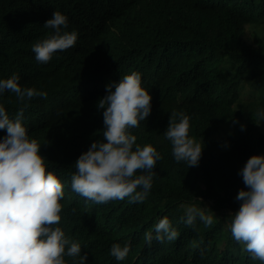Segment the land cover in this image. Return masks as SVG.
<instances>
[{
  "label": "trees",
  "instance_id": "obj_1",
  "mask_svg": "<svg viewBox=\"0 0 264 264\" xmlns=\"http://www.w3.org/2000/svg\"><path fill=\"white\" fill-rule=\"evenodd\" d=\"M89 1L0 0V78L15 73L20 85L47 93L29 98L25 106L5 90L0 104L10 117L23 107L29 138L40 143L46 171L62 183L57 226L85 255L65 256L67 264H262L232 239L228 224L230 212L239 206L234 196L246 187L238 169L250 155L264 153V119L257 116L264 110V34L247 33L248 26L264 25V0H135L139 19L130 39L113 35L97 41L99 28L91 34L81 31V11ZM161 4L156 18L153 13ZM53 10L67 17L62 31L75 30L77 39L73 46L56 50L43 66L34 59L31 45L51 33L42 25ZM138 66L150 68L144 79L153 112L189 117L188 135L202 147L199 161L188 166L174 160L169 139L143 126L140 139L160 153L145 198L86 202L70 188L73 161L93 140H101L102 132L96 131L97 117L77 121L57 90L87 82L100 93L109 81ZM71 97L70 89L67 99ZM230 122L238 124L234 131L218 138ZM4 134L0 129V136ZM51 148L66 153L70 162ZM188 204H209L203 211L212 221L205 225L197 217L185 224ZM161 217L176 229V239L146 242L145 233H153ZM125 241L129 251L118 261L109 254L110 245Z\"/></svg>",
  "mask_w": 264,
  "mask_h": 264
},
{
  "label": "clouds",
  "instance_id": "obj_2",
  "mask_svg": "<svg viewBox=\"0 0 264 264\" xmlns=\"http://www.w3.org/2000/svg\"><path fill=\"white\" fill-rule=\"evenodd\" d=\"M134 4L135 0L87 2L81 11L82 33L91 34L93 29L99 28L100 36L96 41L113 35L130 39L139 19ZM160 6L153 13L156 18L160 17L164 5ZM66 25L67 17L55 10L44 21L42 26L51 29V33L31 45L34 59L44 63L43 66L56 50L74 45L77 32L62 31ZM149 71V67L138 66L118 80L109 81L100 93L93 83L87 82L57 90L60 101L70 105L77 121L89 123L97 117L96 131L102 132L101 140H93L73 161L75 171L70 188L86 202L104 203L126 196L130 201L139 202L145 198L160 153L140 139L139 130L143 126L147 132H160L169 139L174 160L184 161L188 166L199 161L202 147L188 135L189 117L183 112L167 116L153 112L151 94L144 79ZM37 76L43 77L39 71ZM18 80L15 73L0 78V94L8 90L18 101L25 102V106L29 98L47 95L44 90L20 85ZM70 89L72 97L68 100ZM257 116L264 119V110H258ZM22 119L23 107L10 117L0 104V129L5 130L0 136V264H67L65 256L85 255L81 254L80 244L70 241L57 226L59 201L64 194L62 183L53 171H46L39 152L41 145L29 138ZM68 126L74 127L75 123L69 122ZM83 135L84 129L77 134L76 149ZM50 150L70 162L63 151ZM237 174L246 187L238 189L234 196L239 206L230 212L228 228L232 239L242 242L250 257L264 264V153L250 155ZM197 217L205 225L212 221V216L201 208L193 204L184 207L185 224H191ZM176 237L177 231L167 217L159 218L153 233L144 235L148 243L152 239L174 240ZM128 251L126 241L113 242L109 248V254L118 261Z\"/></svg>",
  "mask_w": 264,
  "mask_h": 264
},
{
  "label": "rangeland",
  "instance_id": "obj_3",
  "mask_svg": "<svg viewBox=\"0 0 264 264\" xmlns=\"http://www.w3.org/2000/svg\"><path fill=\"white\" fill-rule=\"evenodd\" d=\"M248 35H251L253 33H259L264 34V25H258V26H248L247 28ZM245 90H248V87L245 88ZM238 124L236 122H230L228 124H225L221 127L220 131L217 134V137L219 138L222 134H225L227 131H234V126H237ZM194 205V204H193ZM198 208H201L202 210L207 209L209 207V204L205 205H195ZM217 215H221L220 212L216 213ZM224 230H228L227 226H225Z\"/></svg>",
  "mask_w": 264,
  "mask_h": 264
}]
</instances>
